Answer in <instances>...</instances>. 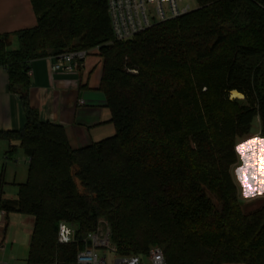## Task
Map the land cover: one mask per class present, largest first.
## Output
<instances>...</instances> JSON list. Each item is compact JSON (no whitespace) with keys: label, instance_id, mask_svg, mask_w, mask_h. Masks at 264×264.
<instances>
[{"label":"trees","instance_id":"1","mask_svg":"<svg viewBox=\"0 0 264 264\" xmlns=\"http://www.w3.org/2000/svg\"><path fill=\"white\" fill-rule=\"evenodd\" d=\"M28 1L35 27L0 35L25 118L0 139L17 143L8 158L29 159L14 201L0 181V212L33 219L25 264H75L98 219L120 257L157 247L165 264H264V207L243 213L229 176L234 138L256 119L264 136V0H196L125 41L113 39L106 0ZM94 49L114 135L73 150L29 106V63ZM60 223L74 229L67 244Z\"/></svg>","mask_w":264,"mask_h":264},{"label":"crops","instance_id":"2","mask_svg":"<svg viewBox=\"0 0 264 264\" xmlns=\"http://www.w3.org/2000/svg\"><path fill=\"white\" fill-rule=\"evenodd\" d=\"M36 20L28 0H0V35L35 27ZM17 48L11 38V50ZM51 57L29 63V106L41 121L61 125L71 149L100 142L114 135L104 95L98 89L90 59L76 71L52 73ZM82 100L83 105L78 101ZM25 124L19 98L10 93L5 71L0 68V132H14ZM9 145L0 139V181L3 198L14 201L17 185L25 182L29 159L21 149L7 157ZM33 219L17 213L0 212V262L25 264Z\"/></svg>","mask_w":264,"mask_h":264},{"label":"built area","instance_id":"3","mask_svg":"<svg viewBox=\"0 0 264 264\" xmlns=\"http://www.w3.org/2000/svg\"><path fill=\"white\" fill-rule=\"evenodd\" d=\"M106 6L115 41L128 40L157 24L174 20L192 11L188 5H181L180 0H106ZM86 57V51L67 52L56 58L51 57L53 62L50 71L74 72L82 66ZM78 104L83 105V101L79 100ZM61 224L58 226L57 240L60 244H67L73 239L74 229L67 224L71 233L67 242H64L60 236ZM84 242H89L90 247H85L76 254L75 264H107L106 255L114 257L110 264H143L141 256L117 255V248L111 243L109 227L104 219L97 220L94 230L87 235ZM158 256L161 258L157 259ZM146 259L149 264H165L162 251L157 247L149 251ZM0 264L8 263L2 261Z\"/></svg>","mask_w":264,"mask_h":264},{"label":"clouds","instance_id":"4","mask_svg":"<svg viewBox=\"0 0 264 264\" xmlns=\"http://www.w3.org/2000/svg\"><path fill=\"white\" fill-rule=\"evenodd\" d=\"M229 98L244 99L243 94L235 89L230 90ZM232 149L229 176L239 200L243 203L264 200V136L257 133L248 138H234ZM70 233L71 228L62 223L60 236L64 242Z\"/></svg>","mask_w":264,"mask_h":264},{"label":"rangeland","instance_id":"5","mask_svg":"<svg viewBox=\"0 0 264 264\" xmlns=\"http://www.w3.org/2000/svg\"><path fill=\"white\" fill-rule=\"evenodd\" d=\"M180 4L181 5H188L191 10H194V9L197 8L196 0H180ZM86 58L90 59V61L92 62V67L94 68V70H93L94 71V77L98 81V89H99L100 83L102 81V64H103V60L99 56L98 51L96 49L88 51ZM232 99H237V98H232ZM257 133H259V122L256 119V121L253 122V124H252L251 132L248 135H246V136H244L242 138H248V137L253 136V135L257 134ZM75 184H76V186L78 188H80V185H79L77 180H75ZM237 197H238V195H237ZM238 200H239V198H238ZM239 203H240L241 211L243 213H251V212H254V211L264 207V200H261V199H257L255 201H250L248 203H243V202H241L239 200ZM98 253L101 254V251H98ZM113 258L114 257L112 255H106L107 264H110V262L113 260ZM142 263L143 264H149L147 262L146 257H142Z\"/></svg>","mask_w":264,"mask_h":264},{"label":"water","instance_id":"6","mask_svg":"<svg viewBox=\"0 0 264 264\" xmlns=\"http://www.w3.org/2000/svg\"><path fill=\"white\" fill-rule=\"evenodd\" d=\"M86 247H87V248H89V247H90V243H89V242H87V244H86Z\"/></svg>","mask_w":264,"mask_h":264},{"label":"bare ground","instance_id":"7","mask_svg":"<svg viewBox=\"0 0 264 264\" xmlns=\"http://www.w3.org/2000/svg\"><path fill=\"white\" fill-rule=\"evenodd\" d=\"M237 99H239V98H237Z\"/></svg>","mask_w":264,"mask_h":264}]
</instances>
